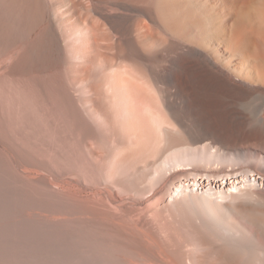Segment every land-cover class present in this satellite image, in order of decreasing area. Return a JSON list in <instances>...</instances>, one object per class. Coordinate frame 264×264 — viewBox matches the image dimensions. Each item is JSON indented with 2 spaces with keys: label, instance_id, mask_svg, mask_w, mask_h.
I'll return each instance as SVG.
<instances>
[{
  "label": "bare ground",
  "instance_id": "6f19581e",
  "mask_svg": "<svg viewBox=\"0 0 264 264\" xmlns=\"http://www.w3.org/2000/svg\"><path fill=\"white\" fill-rule=\"evenodd\" d=\"M18 13L17 45H0L15 178L91 220H0V264H118L86 246L112 239L115 222L93 220L112 203L147 221V264H264V149L240 171L215 143L191 145L210 138L191 127L214 86L261 100L264 120V0H18Z\"/></svg>",
  "mask_w": 264,
  "mask_h": 264
},
{
  "label": "rangeland",
  "instance_id": "374dc122",
  "mask_svg": "<svg viewBox=\"0 0 264 264\" xmlns=\"http://www.w3.org/2000/svg\"><path fill=\"white\" fill-rule=\"evenodd\" d=\"M18 16V0H0L1 46L3 45L8 47L9 43H13L14 47L17 45V40H19L21 36V22ZM11 46L9 48L14 49L13 45ZM14 79L15 80L10 86L13 94V96L10 95L12 98L11 103L13 105L15 104L17 97V90L16 87H14L16 86L17 79L16 77ZM218 87L219 86H214L202 94V104L204 105L202 110L197 109V113L199 112L197 115L198 117H200V115H204L203 117L206 116L205 118L207 120L205 119L204 126H202V128L191 127V133L193 136L199 134L202 131H208L210 133V138L201 141H193L191 145H198V147L201 148L208 147L209 144L210 146H214L215 143L217 148L214 149L218 150V152H228L230 154H228L229 157L234 156V162L227 161L229 163L226 162L225 164H231V166L235 165L234 167L241 171L246 168V165H248L251 159H254L255 156H258L260 149H264V120L260 115L262 105L260 103L261 100L251 97L244 99L243 101L239 99L236 94H230L221 87ZM3 100L6 101L5 96ZM3 103L4 102L1 101V108H3ZM236 109L242 113L243 117L237 115ZM13 113L16 114L15 110H13ZM13 113H4L0 110V145H3L0 146V220H56V218H67L66 220H91L85 218L86 214L83 213V206L79 201H69L68 203L58 201L47 194L38 193L32 189L23 187L15 178L20 172V167L18 164L20 161V155L18 152L19 148L17 147L18 144H14L16 142L18 143V127L17 120ZM5 136L7 137L5 138ZM5 139L7 140L8 144ZM9 140L15 142L12 143ZM10 143H12L11 149L9 146H5L6 144L10 145ZM244 157H246V159ZM238 159H242L245 163H242L243 161ZM45 172L41 171L40 173H44L45 176L53 178L52 174L48 173L47 171ZM141 185H147V181L141 183ZM146 197L147 195L144 194L143 199ZM112 204L111 207H106L103 212L96 210L97 213H95L99 218L96 217L97 219H93L109 220L110 222L112 220L115 222V226L113 225L114 223L112 224L115 228L114 229L112 227V230L114 229L112 239L111 236L104 230H97L94 233L86 235V243H89V245L86 244V246L88 248H92L93 246H97L96 243L99 246L101 245L100 247L102 251L105 249L104 251L107 253L113 252L117 257L119 256L118 259L120 262H118V264H122V261L126 262L123 264H147V262H144L147 261V221H144L141 215H133L131 217L127 216L123 218L124 220H118V218L113 214V211H117V208H115L117 206L115 204V206H113ZM139 217L140 219L138 220ZM127 223L129 224L127 225ZM30 225V227L33 229H37L38 232L41 230V226L35 222H31ZM124 232H126V235ZM102 239L107 241H103Z\"/></svg>",
  "mask_w": 264,
  "mask_h": 264
}]
</instances>
